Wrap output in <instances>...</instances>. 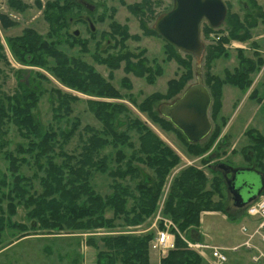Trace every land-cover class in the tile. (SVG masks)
<instances>
[{
  "label": "rangeland",
  "instance_id": "374dc122",
  "mask_svg": "<svg viewBox=\"0 0 264 264\" xmlns=\"http://www.w3.org/2000/svg\"><path fill=\"white\" fill-rule=\"evenodd\" d=\"M11 1L0 0V16L7 17L5 18L6 21L3 20L5 24L8 21L11 23L9 27L5 28L0 19V39L5 55V59L0 58V90L3 93L0 96V101L7 105L6 97H14L19 93L20 85L27 83V85L37 90L38 93H41L33 114L38 118L37 120L40 122L43 132L53 130L57 133L61 131L69 133L72 131L74 121L79 118L81 122L80 128L69 142L57 144L55 155L59 154L61 150L69 155L81 154L87 139L92 137V131L86 130V127L103 131V123L96 119L88 108L89 101L121 104L128 109L119 114L118 120L115 121L117 133L128 135L127 143L115 147L112 144V138H109L110 143L96 152V159L99 160L98 164L100 166L97 170H91L90 185L93 189L92 191H94V193H91L93 197L100 196L103 198V203L108 204L115 196L129 192L131 195L128 196L126 208L132 209L135 205V199L141 197L139 187L142 184L152 185L157 179L155 170L149 167L148 164H142L135 159L130 160L134 150L139 149V137L146 134V130L144 131L142 125L155 134L165 147L173 151L180 161L164 179L153 213L138 225L126 224L123 218H115L113 227L89 229L66 227L63 230H49L42 228L38 220L29 217V210L23 204H18L17 201H15L17 213L10 217L11 204L4 200L0 203V215L2 212L5 214L6 225L9 222L8 219H11L12 226L6 227L1 238L0 264H98V260L104 253L111 252L105 246L103 241L105 237L120 232H123V234H126L124 232H133L131 235L142 236L141 233L145 231L154 233L156 237L158 231L166 230L164 219L172 221L175 225V227H171V236L174 239H176V234L180 233L179 236L186 244L185 248L187 250L194 251L199 255L203 259L204 264L213 263L212 258L209 257V250L189 249L188 243L183 239L184 237L193 245L203 242L200 241L203 236L205 238L210 237L205 229L201 225L199 227L191 226L188 230L182 232L173 219L165 214L175 179L185 170L192 167L206 175L208 179L206 191L215 190L216 183L214 179L218 177L217 179L220 180V191L213 194L212 201L215 204H220L222 208L218 211L203 212L221 213H219V216L206 217L205 226L210 224L221 226L223 221L228 224L229 213L237 217V221H233L239 223L237 226L244 224L248 229L250 237L248 240L251 241V247L245 246L246 243L243 241L245 238L239 234V226L237 232L240 235V242L234 246L242 248L236 252H228L227 258L229 260L225 264H252L253 255H258L260 252L264 253V243L259 240L260 235L255 231L257 223L252 220V217L244 215V211L239 214L233 208L226 180H224L223 174L218 169L214 170L216 162H224L230 165L232 169L253 168L264 175V169L262 171L258 169L261 168L260 164H264V160H259L258 155H256V137L264 139V7L259 6L256 0H223L227 6L228 15L225 21L226 24L224 23L225 25L223 24L218 29L224 28L229 33V38H225L228 42L223 44L229 55L214 60L210 73L219 79L226 80L229 79L230 75H236L238 71L245 72L252 68L255 71L251 74L249 73L248 77L251 84L247 87L245 81H243V86H241L243 88L228 83L222 86V108L217 121L212 117L213 104L209 113L213 130L215 125L218 124L221 126V134L206 154L196 156L189 151L186 144L188 141L185 137L184 140L180 133H176L172 129H165L161 123L152 118L156 116L159 119L169 121L163 117L160 107L171 105L180 99L191 86L197 83L198 79H201L203 84L210 90L205 84V59L199 66L193 58V77L181 90L175 94L172 93L175 88H171V81L178 80L186 70L180 67L175 60L170 59L167 53V42L160 37L154 27L160 15L172 10L173 0H76L80 7L67 16L69 20L67 21L69 23L68 32L75 37L88 40V50L85 53L82 51L81 46L70 47L68 42H64L66 37L61 33L57 37L51 34L53 25L47 20L45 10L46 3L54 0H40L41 7L37 0H20L27 5L23 10L12 8L10 6ZM137 6H140V8ZM229 15H235L233 23L236 26H241L239 35L244 34L251 37L250 39L240 41L232 38V28L227 23ZM205 26L209 27V25L204 23L202 27V38L206 46L217 45L218 41L210 35H204ZM114 27L121 30V38L117 37ZM28 30H32L43 37L44 40L50 42L62 41L57 46L60 51L69 58H80L87 64L92 65L120 93V97L97 98L64 85L61 80L56 78L53 72V68L56 67V60L53 57L46 58L48 61L47 67L21 63L12 53L9 40L23 36ZM147 30L156 33L148 34ZM219 31L221 33V30ZM50 34L54 38H50ZM124 34H128V39L123 40ZM258 41L261 44V48L259 46V49L256 50L253 44ZM176 51L182 56L186 55L177 49ZM121 56H129V61L133 64H137L141 59H144V61L146 59L149 62L147 66L153 67V74L142 78L133 72H126L125 69L128 62L125 58L120 60V68L114 70L101 63H96L94 60V57L118 59ZM258 61H262V63L258 65ZM253 62L255 63L253 64ZM110 73L113 74L112 79L110 78ZM41 75L46 78H42ZM126 80L129 82L130 88L127 86ZM225 86L233 89L237 88L241 91L236 101L231 103L233 95H228L227 91L223 100ZM57 91L78 98V101L71 104L72 113L68 116L64 113L55 112L59 97ZM233 91L235 92V90ZM153 95H162L164 97L151 104L150 113L142 111L140 107L144 104L146 106V103ZM168 96L172 97L167 98ZM223 103H225L224 110ZM137 120L142 124L139 127V129L143 128L142 133H138L137 129L133 128L134 124L132 122ZM4 130L6 131L4 139L10 142L4 152L11 151L15 153L19 145L27 147L32 141L28 137L22 136L18 127L12 123H8ZM119 152L126 156L122 161L119 160ZM142 156L145 157V155ZM247 156L251 160L246 159ZM204 159H206V162L203 164L202 160ZM63 161L64 158L59 157L56 163L61 166ZM32 163L34 162L31 161V165L22 167V175L26 177L34 176L37 168ZM42 163H45V160H42ZM128 165H132L139 173L137 175L128 173L125 177H121L120 172L126 173ZM8 166L9 163L4 153H0V172L7 174L8 181L12 182L7 171ZM245 175L250 178L256 177L255 173H245ZM42 177H44V173H39L38 178L34 179L32 193L41 194L43 192ZM3 178L4 176L1 174L0 179L3 180ZM68 182H71V178L67 174L63 185H66L71 190V187L67 185ZM0 188L2 187L0 186ZM7 191V188H2V192L7 193ZM85 200L86 198H83L82 201H79V205H84ZM104 209L105 218L113 219L115 217L114 210L110 206H106ZM18 225H25L27 229L21 231ZM229 227L237 233V228L235 229L231 225ZM227 231L231 232L230 229ZM203 244L215 245L210 240L203 242ZM155 252L157 251L149 250V264H158ZM102 262L107 264L106 260ZM116 264L122 263L117 261Z\"/></svg>",
  "mask_w": 264,
  "mask_h": 264
},
{
  "label": "trees",
  "instance_id": "16d2710c",
  "mask_svg": "<svg viewBox=\"0 0 264 264\" xmlns=\"http://www.w3.org/2000/svg\"><path fill=\"white\" fill-rule=\"evenodd\" d=\"M37 2L41 7L40 0H37ZM10 6L17 10H23L27 7V5L20 0H12ZM78 7L80 6L77 4L76 0L48 1L46 3L45 16L53 25L51 34L56 35L54 37L59 36L61 33L66 37L64 42H68L72 48L77 45L81 46L82 51L85 53L88 50V40L75 37L68 32L69 23L67 21L69 20L67 16L75 12V9H78ZM137 7L140 8V6ZM234 16L235 15H229L227 22L232 28V38L240 41L250 39L251 37L244 34L239 35L241 26H236L233 23ZM5 18L0 16L3 26L6 28L9 27L11 23L8 21V23L5 24ZM144 28H146V26H144ZM203 31L204 35L207 36L213 32V29L205 26ZM114 32L117 33V37H122L119 28L114 27ZM153 33L156 32L148 31V34ZM51 34L49 37L54 38L51 37ZM126 39H128V34L123 35V40ZM227 42L228 40L223 38L217 45L207 46L204 58L206 69V74L204 75L205 84L211 90L213 97L212 117L213 119L215 118L216 121L217 118H219L218 115L222 108V86L228 83L241 87L243 86V81H245L247 87L251 84L248 75L255 71L253 68L245 72L238 71L236 75H230L229 79L226 80L211 75L210 69L214 60L229 55V52L223 45ZM9 43L12 53L23 64L47 67L48 61L46 58H55L56 67L53 68V72L56 78L61 80L64 85L73 89L75 88L74 90L78 92L90 94L97 98L120 97V93L111 83L107 82L92 65L87 64L80 58H69L60 51L57 46H59L62 41L50 42L44 40L43 37L32 30H28L23 36L10 39ZM166 47L170 59L175 60L180 67L186 70L178 80H172L170 83L171 88H175V90L172 91V93L175 94L193 77L194 59L191 55L182 56L176 51L175 47L169 43H166ZM28 57H30V59H28ZM0 58L5 59L4 47L1 44V39ZM122 58L127 59L128 62L125 69L126 72H133L135 75L142 78L153 74V67L147 66L149 62H147L146 59L145 61L144 59L139 60L137 64L130 62L129 56H121L118 59L107 57L101 59L94 57V60L96 63H101L114 70L120 68V60ZM247 61L250 62L249 60ZM254 63L255 62H253V64ZM260 63H262V61L257 62L258 65ZM41 77L46 78L43 75H41ZM110 78H113L112 73H110ZM125 82L130 88L129 82L127 80ZM1 95H3V93L0 90V96ZM57 95L59 97L55 112L59 114L64 113L66 116L70 115L72 113L71 104L78 101V98L61 91H57ZM40 96L41 93H38L37 90L25 83L20 85V91L14 97H6L7 105H5L3 101H0V153H4L9 163L7 171L12 179V182H9L7 174L0 172V175L2 174L4 176L3 180L0 179V186L8 190L6 193L2 192V188H0V203L7 200L9 202L8 204H11L9 216L12 217V215L17 213L15 210V201H17L18 204H23L25 208L29 210V217L38 220L42 228L49 230H63L66 227L75 229L113 227L115 218H123L126 224L132 225H138L144 222L145 218L153 213L164 179L171 169L179 163V158L173 151L165 147L155 134L149 129H146L139 120L132 122V124H134L133 128H136L138 133H142L144 128L146 134L139 137V149L134 150L130 160L135 159L142 164H148L149 167L155 170L157 179L152 185L142 184L139 187L141 197L135 199V205L132 209L126 208L128 196L131 195L129 192L121 193L110 200L108 204H104L102 197H93L91 194L94 193L90 185L91 170H97L100 166V164H98L99 160L96 159V152L110 143L109 138H112V144L115 147L127 143L129 139L128 135L117 133L115 121L118 120L119 114L128 109L121 104L89 101L88 108L95 118L103 123V131H97L92 127H86V130L89 132L92 131V137L87 139L81 154L69 155L61 150L59 154L55 155L54 152L57 144L69 142L71 137L80 128L81 122L79 118L76 119L73 123L72 131L69 133H65L64 131L57 133L53 130L43 132L40 127V122L37 120L38 118L33 114V110L38 105ZM162 97L164 96L153 95L146 103V106L144 104L140 109L150 113L149 109L151 110V104ZM171 97L172 96H168L167 98ZM152 118L161 123L165 129H172L175 130L176 133H180V136L184 139L183 133L174 128L170 121L159 119L156 116ZM222 121L225 123L224 120ZM8 123L17 126L22 136L24 135V137H28L32 140L27 147L19 145L15 153L11 151L4 152L10 144L9 141L4 139L6 135L4 128ZM140 125H142L143 128L139 129ZM220 134L221 126L217 124L212 133L202 142H186V144L191 153L196 156H203L211 149ZM256 143V155H258L259 160H264V139L256 137ZM142 155H145V157ZM57 156L64 158L61 166L56 163L57 158H59ZM118 156L120 161L126 158L122 152H119ZM246 159L251 160L249 156H247ZM42 160H45V163H42ZM31 161L34 162L32 164L36 166L37 172L33 177H26L21 174V169L23 166L31 165ZM205 162L206 159L202 160L203 164ZM127 167L128 171L126 173L120 172L121 177H125L128 173L134 175L139 173L132 165H128ZM260 167L261 168L258 169L262 171V169H264V164H260ZM39 173H44V177L41 178L43 192L41 194L36 192L32 193L34 189V179L38 178ZM67 174L71 178V182L67 184L71 187V190H69L66 185H63L64 178ZM217 178L214 179L216 189L213 191L205 190L208 179L202 171L195 167L185 170L175 179L166 205L165 214L173 219L180 231H186L191 226L199 227L201 213L203 211H218L222 208L220 204H215L212 201L213 194L220 191V180ZM83 198H86V200L84 205L81 206L78 202L82 201ZM106 206H110V208L114 210L115 217L113 219L104 217V208ZM4 215L3 212L0 215V242L6 227L12 226L11 219H8L9 222L6 225V217ZM228 216L232 221H237V217L234 214L228 213ZM18 228L21 231L27 229L25 225H18ZM154 237V233H148L142 236L122 234L105 237L103 241L106 248L111 252L104 253L100 260H98V264H104V262H102L103 260H106L107 264H116L117 261H121L122 264H149L150 242ZM175 237L176 249L171 250L168 256L161 260V264H204L203 259L199 255L185 248L186 244L179 234H176Z\"/></svg>",
  "mask_w": 264,
  "mask_h": 264
},
{
  "label": "water",
  "instance_id": "95a60500",
  "mask_svg": "<svg viewBox=\"0 0 264 264\" xmlns=\"http://www.w3.org/2000/svg\"><path fill=\"white\" fill-rule=\"evenodd\" d=\"M87 4V3H86ZM228 15L223 0H173L171 11L160 15L155 23V31L169 44L186 55H191L197 65L205 58L207 46L202 38V27L223 26ZM213 99L210 90L201 79L191 86L180 99L171 105H163L160 111L175 125L189 143L205 140L213 130L210 110ZM245 173H255L253 168L234 169L233 179L227 182L228 190L235 197V206L243 209L264 192V177L260 176V188L254 195L244 196L237 187V177Z\"/></svg>",
  "mask_w": 264,
  "mask_h": 264
},
{
  "label": "built area",
  "instance_id": "2783aa9c",
  "mask_svg": "<svg viewBox=\"0 0 264 264\" xmlns=\"http://www.w3.org/2000/svg\"><path fill=\"white\" fill-rule=\"evenodd\" d=\"M221 30V33L220 31ZM213 39L216 41H221L223 38H229V33L224 30V28L213 30L209 34ZM223 37V38H222ZM232 43V42H231ZM244 215L248 217H252V220L257 223L256 232L259 233L260 239L264 243V195L262 194L260 197H258L256 200L249 203L246 207L243 208ZM164 219V217H163ZM165 226L166 230L158 231V234L156 237L150 242V249L155 250L159 253V256L161 259L166 258L168 253L171 250L176 249L175 246V239L171 236V227H175V225L170 220H165ZM240 234L242 237L245 238L244 243H246L245 246L251 247V241L249 235H248V229L244 224L240 225ZM178 230V229H177ZM128 233V232H124ZM123 232L112 234V235H121ZM180 234V233H179ZM183 237V236H182ZM186 243H188V248H196L198 250H209L210 256L213 260V263L211 264H225L229 259L227 258L228 252H236L240 250L242 247L240 246H234L232 248L227 247H219V246H213V245H205L203 242H199L196 245L190 244L189 241H187L184 237ZM243 239V238H242ZM195 250V249H193ZM252 264H264V253L260 252L258 255L252 256Z\"/></svg>",
  "mask_w": 264,
  "mask_h": 264
},
{
  "label": "crops",
  "instance_id": "0c3cea01",
  "mask_svg": "<svg viewBox=\"0 0 264 264\" xmlns=\"http://www.w3.org/2000/svg\"><path fill=\"white\" fill-rule=\"evenodd\" d=\"M259 4V6L261 7H264V0H256ZM264 10V9H263ZM226 24V22H225ZM224 24V25H225ZM161 37V36H160ZM209 46V45H208ZM259 46L261 48V44L258 42H255L253 44V47L257 50L259 49ZM238 51V50H237ZM236 51V52H237ZM258 52H260L258 50ZM238 53V52H237ZM235 90V92L233 91ZM226 91L228 92L227 94L228 95H233V98L231 99V103L236 101L237 99V96L238 94H241V91L239 89H233L231 87H228V86H225L224 88V93H223V100L224 98L226 97ZM232 97V96H231ZM226 100V99H225ZM225 103H223V110H224V105ZM236 210L240 213H242L243 209H240V208H236ZM219 213L221 212H215V213H210V212H202L201 213V219H200V225L202 228L205 229V231L208 233V235L210 236L209 238L205 236H203L200 241H203V242H206L207 240H210V242L214 243L215 245H219V246H222V247H231V246H234V245H237L239 242H240V229H239V234L237 232L238 230V227L240 226H237L239 223L237 222H233L232 220H228V224L224 223L223 221L222 222V225L221 226H214L212 224L208 225V226H205L206 225V217L210 218L211 216H219ZM221 218V217H220ZM233 226L235 227L236 229V232L233 231L229 226ZM228 229L231 230V232L227 231ZM133 232H128L126 233L127 235H131ZM148 233H152V232H149V231H145V232H142L141 234L144 235V234H148ZM229 233V234H228ZM112 236H115V235H112ZM134 236H137L136 234ZM158 253L155 252V256L157 257V262L158 264H161V258L159 256V254L157 255Z\"/></svg>",
  "mask_w": 264,
  "mask_h": 264
},
{
  "label": "flooded vegetation",
  "instance_id": "af4514ba",
  "mask_svg": "<svg viewBox=\"0 0 264 264\" xmlns=\"http://www.w3.org/2000/svg\"><path fill=\"white\" fill-rule=\"evenodd\" d=\"M86 5V4H85ZM174 128L178 129L175 125H173ZM179 130V129H178ZM180 131V130H179ZM181 132V131H180ZM215 169H218L219 172H221L223 174V177H224V180H226V183L230 180L233 179V170L230 165L224 163V162H221V163H218L216 162L214 164ZM260 176H264L262 172L260 171H257V175L256 177H248L246 176L245 174L241 175V177H237V187L238 188H241L240 189V192L246 196L247 193H251V195H254L257 190L260 188V183H261V179H260ZM228 187V185H227ZM229 191V190H228ZM229 194H230V197H231V200H232V206L233 208H238L235 206V197L234 195L231 193V191H229Z\"/></svg>",
  "mask_w": 264,
  "mask_h": 264
},
{
  "label": "bare ground",
  "instance_id": "6f19581e",
  "mask_svg": "<svg viewBox=\"0 0 264 264\" xmlns=\"http://www.w3.org/2000/svg\"><path fill=\"white\" fill-rule=\"evenodd\" d=\"M71 1V0H70ZM175 164V163H174Z\"/></svg>",
  "mask_w": 264,
  "mask_h": 264
}]
</instances>
